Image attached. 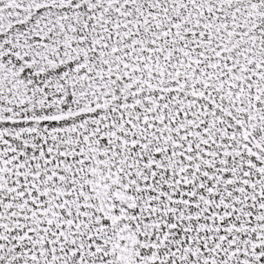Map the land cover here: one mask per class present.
<instances>
[{
  "label": "snow or ice",
  "instance_id": "obj_1",
  "mask_svg": "<svg viewBox=\"0 0 264 264\" xmlns=\"http://www.w3.org/2000/svg\"><path fill=\"white\" fill-rule=\"evenodd\" d=\"M0 264H264V0H0Z\"/></svg>",
  "mask_w": 264,
  "mask_h": 264
}]
</instances>
